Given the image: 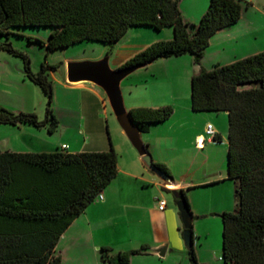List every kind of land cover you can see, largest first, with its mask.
<instances>
[{"label":"trees","instance_id":"1","mask_svg":"<svg viewBox=\"0 0 264 264\" xmlns=\"http://www.w3.org/2000/svg\"><path fill=\"white\" fill-rule=\"evenodd\" d=\"M241 2L245 0H211L199 23L192 24L185 20L180 0H0V37L6 39L0 52L24 60L26 77L43 90L49 104L44 122L35 113L0 108V125L46 128L52 135L60 124L52 110L51 73L58 67L43 64L34 73L29 57L10 42L19 29L52 28L48 40L39 42L51 53L83 42L114 46L130 29L171 28V40L150 44L120 68L184 55L201 65L212 38L241 20ZM191 102L194 112L228 114V177L235 182L237 206L222 214L221 261L264 264V52L202 68L191 79ZM129 113L140 132L147 133L152 125L169 120L174 108ZM155 165L171 176L165 165ZM118 166L113 148L78 153L63 148L48 153L0 150V264H61L56 253L61 237L117 177ZM178 194L191 211L186 193ZM148 249L114 253L101 248V261L131 264L133 256ZM188 253L191 264H199L194 248Z\"/></svg>","mask_w":264,"mask_h":264},{"label":"rangeland","instance_id":"2","mask_svg":"<svg viewBox=\"0 0 264 264\" xmlns=\"http://www.w3.org/2000/svg\"><path fill=\"white\" fill-rule=\"evenodd\" d=\"M211 0H180L181 10L184 16L189 14H196L199 7L203 6L207 11ZM243 5V19L233 27V37L224 38L222 43H213L205 52L202 67L210 70L218 60L224 61L228 57L244 55L259 51L264 52V0H255L252 3L248 1L241 2ZM204 15V14H203ZM202 15V16H203ZM202 18V17H201ZM201 20V19H200ZM194 24V23H192ZM137 29V28H135ZM143 29V28H139ZM52 28H23L16 32V36L10 37V42L13 47L27 55L31 62V70L38 73L43 64L52 67H58L55 71L60 78L64 71H67L68 64L71 62H96L109 57V63L113 70L119 69L122 64L127 62L131 56L138 54L142 48L151 38L163 39L165 36H171V32L163 29L161 32L155 30H130L116 45H106L96 42H83L71 46L64 50H57L48 53L46 48L39 42H46ZM29 38H33L31 43ZM38 40V41H36ZM6 39L0 37V45L5 43ZM152 44V43H151ZM222 46L221 48H219ZM144 48V47H143ZM146 48V47H145ZM220 49V52H219ZM138 52V53H136ZM224 53L226 55H224ZM222 58H219V56ZM224 57V58H223ZM219 58V59H218ZM191 55H185L178 58H166L157 60L146 67L136 71L122 84L121 89L125 100V105L130 101H143L150 104V97L156 101L155 104L162 102L161 107L179 106L183 103L191 104V73L193 61ZM190 61V62H189ZM195 63V62H194ZM0 79L3 80L4 89L0 90V108L10 110L15 113H35L40 121L44 122L47 118L48 97L43 90L32 83L25 72L24 60L19 56H12L6 52H0ZM25 82L23 83V81ZM57 81L54 80V95L52 110L58 118H62V125L57 134H49L46 128L36 129L33 127H12L8 125H0V141L4 139L15 140L18 137L25 146V141L22 133L19 130H26L36 135H42L46 139L58 141L59 138L73 137V131L70 129V124L74 120L73 116L64 111L60 106L65 104V99L59 96ZM103 93L106 100V115H103V127L100 130V135L89 139L81 137V142H78L86 150H90L95 146H101L103 143L108 150H113L118 155L119 162L124 164L139 163L143 169L149 170L143 165L142 159L136 149L131 144L130 140L120 127L116 116L108 102L107 97ZM131 93V94H130ZM58 97V98H57ZM67 103V102H66ZM200 113L198 117L207 115ZM215 120L216 128H222L224 135H222L221 144H209L206 142V149H197V154L192 152L188 145V134L177 131L175 128L170 129V125L177 121L170 119L167 123L161 126V131L155 136L158 153L163 156L172 158L174 155H179L174 164H169V169L177 179L184 175H189L198 180H210L211 178H223L227 174L228 169V114L226 112L210 113ZM175 125V124H174ZM17 130L19 134H14ZM61 135V136H60ZM28 143L35 144L32 137L28 135ZM68 138V139H69ZM100 143H97L99 142ZM74 142V141H73ZM85 143V144H84ZM77 144V146H78ZM168 148L174 149V153ZM28 147V146H27ZM78 148V147H77ZM210 157V162L206 163L207 158ZM167 159V160H169ZM175 159V158H174ZM180 161V162H179ZM189 166H192L189 169ZM222 167V171L216 168ZM223 172V176L220 173ZM214 173L213 177H210ZM215 174H217L215 176ZM173 177V176H172ZM190 178V177H189ZM165 197L168 199L170 206L176 209L178 215L179 211L176 205L174 193H166ZM191 212L193 214V237H194V251L199 264H224L221 261L223 249V221L222 214L225 212H234L237 206V199L235 197V182L228 181L225 184L216 188H209L205 190H197L190 193L188 196ZM179 217L180 237L179 244L175 239L171 242V252L167 258V262L173 264H191L188 249L185 246L183 233L184 225ZM142 247H138L140 250ZM174 259L173 261H171Z\"/></svg>","mask_w":264,"mask_h":264},{"label":"crops","instance_id":"3","mask_svg":"<svg viewBox=\"0 0 264 264\" xmlns=\"http://www.w3.org/2000/svg\"><path fill=\"white\" fill-rule=\"evenodd\" d=\"M254 1L255 0L252 2ZM205 7H199L195 15L189 14V16H184L183 14L185 20L189 23L198 24L202 15L205 13ZM233 27L234 26L219 31L212 38L211 45L213 43H219L220 45L225 37L232 38L234 34ZM148 29L150 30L151 28L130 30L142 31ZM165 29L171 32V36H165L163 39L151 38V40L143 46L144 48H139L137 51H142L151 43L159 40H171L173 38V30L171 28ZM221 47L222 46L219 48ZM257 53L260 52L257 51L253 53V55ZM224 55L226 54L224 53ZM132 57L133 56L129 59ZM247 57H249V53L233 58L228 57L224 61H222V59L218 60L215 62L214 66L229 65ZM219 58H222V56L220 55ZM191 60L193 61V66L190 69L192 75L190 79L204 68L202 64L196 65L193 57ZM214 66H212V68ZM55 73L56 72H52L51 77L53 81H57L59 96L62 95L65 99V104L60 106L64 110L62 113L64 112L72 115L75 120L70 124V129H72L71 131H73L74 134L73 137H68V139L60 135L61 137L58 141H53L46 139L40 134L36 135V133H31L26 130H19L20 134L22 133V136L27 142L26 144L28 147L19 141L20 139L18 137H16L15 140L6 138L0 141L1 151L15 153H48L62 148L63 145H68V150L72 153L109 151L103 143H101L102 145L100 147L95 146L90 150H86V148L83 147L85 145L79 147L78 144V142H81V137L87 136L89 139L98 137L100 130H102L103 115H106V100L103 93L98 87L90 83H69L67 80V71H64L60 78ZM24 82L25 80L23 83ZM3 83V80L0 79V90L4 89ZM55 93L56 90L54 91V95L56 96ZM150 101V104H147V102L144 103V100L141 102L130 101V103L126 105V108L128 111L137 108L156 109L160 108V105H162V102L155 104L156 101L153 97H150ZM200 113L205 114L206 112H194L192 109V102L191 104L188 102L175 106L174 115L170 118L177 120L174 123L175 125H170V129L175 128L177 131L179 130L187 133L189 135L188 145L195 154H197V149L204 150L207 148L206 142L209 144H221L223 140L222 135H224V130L222 128L219 129L214 126L216 125V123L214 124L215 119L209 115V112H207V115L198 117L197 114ZM55 116L60 122V128L62 125V118H58L57 115ZM169 120L152 125L149 132L142 133V138L144 143L148 146V151L153 158V162L155 164H163L168 168L171 176H173L175 186L170 187L150 170L149 173H147L148 171L143 169L139 163L124 164L119 162L117 177L103 191L104 200H97L89 205L85 212L73 222L61 237L56 247L57 255L62 258L61 264H103L101 261V248H111L114 253H118L138 250L140 246L142 248L157 249L166 245L168 246V250L165 258L150 253L136 255L131 258V264H173L167 262V258L171 252V244L166 242H171L175 239L179 244L180 237L177 228L179 227L178 216L180 214L178 213L177 215L176 209L170 206L165 194L183 190L188 196L194 191L216 188L232 180H229L228 169L225 176H223V172L220 173V176H223V178L198 180V178H192L189 174L177 179L169 169L168 163L174 164L178 161L177 159H179L180 156L173 154L170 159L168 155L166 157L163 156L158 153V146L155 142V136L162 130L161 126ZM208 124H212L216 130L214 139H210L207 136L206 127ZM25 127L28 128L29 126H24L23 128ZM15 131L16 135L19 134L17 130H14V134ZM57 132L55 134H57ZM28 135L32 137L31 139H33V142L36 141L34 145L28 143V139H30ZM216 138L220 140H216ZM97 143H100V140ZM166 146L167 153H170V151L174 153V149L168 148V144ZM210 160V157L207 158L205 164L207 162L209 163ZM191 167L192 166H189V169ZM216 169L222 171L223 168L220 166ZM216 175L217 174H215V176ZM213 176L214 173L210 175V177ZM158 200L167 201L168 206L166 210H158ZM173 260L174 259L171 261Z\"/></svg>","mask_w":264,"mask_h":264},{"label":"water","instance_id":"4","mask_svg":"<svg viewBox=\"0 0 264 264\" xmlns=\"http://www.w3.org/2000/svg\"><path fill=\"white\" fill-rule=\"evenodd\" d=\"M151 63L153 62L113 70L109 63V57L96 62H71L67 68V80L69 83H90L101 89L107 97L120 127L140 155L143 165L170 187H174L173 177L163 174L153 162V158L143 141L142 132L137 128L126 108L121 89V84L126 78ZM173 193L177 199L176 205L184 225L183 238L185 246L190 251L194 247V237L191 230L192 214L186 202L180 198L178 192L174 191ZM167 250L168 246L166 245L157 249H148L145 253L165 258Z\"/></svg>","mask_w":264,"mask_h":264},{"label":"built area","instance_id":"5","mask_svg":"<svg viewBox=\"0 0 264 264\" xmlns=\"http://www.w3.org/2000/svg\"><path fill=\"white\" fill-rule=\"evenodd\" d=\"M245 1H248V2H252L253 0H245ZM206 133H207V136L210 138V139H214L215 136H216V130L214 128V126L212 124H208L207 127H206ZM62 148L64 150H67L69 149L68 145H63ZM98 200L99 201H103L104 200V196L103 194H100L98 196ZM167 201L166 200H158V210L160 211H164L167 209Z\"/></svg>","mask_w":264,"mask_h":264}]
</instances>
